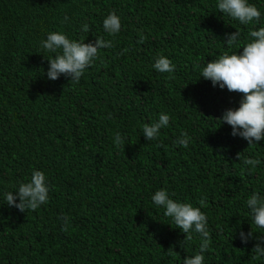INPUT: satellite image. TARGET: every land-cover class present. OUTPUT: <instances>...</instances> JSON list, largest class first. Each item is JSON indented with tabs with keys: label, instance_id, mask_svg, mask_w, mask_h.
I'll return each instance as SVG.
<instances>
[{
	"label": "trees",
	"instance_id": "16d2710c",
	"mask_svg": "<svg viewBox=\"0 0 264 264\" xmlns=\"http://www.w3.org/2000/svg\"><path fill=\"white\" fill-rule=\"evenodd\" d=\"M249 3L261 11L255 25L222 14L217 0H0V264H183L201 240L196 233L185 240L154 204L162 188L195 207L204 200L211 236L204 264H264L252 250L264 245V229L246 204L254 192L264 197V140L232 136L219 117L243 94L200 77L207 62L242 52L228 47L226 33L238 30L243 44L264 25V0ZM110 12L122 24L115 36L103 29ZM53 31L114 47L100 50L79 83L64 74L53 81L46 58L54 54L41 46ZM160 55L173 73L152 67ZM160 113L169 125L159 143L147 141L142 127ZM117 132L123 149L113 143ZM181 132L191 137L188 148L175 143ZM244 157L261 163L250 169ZM33 170L45 174L48 203L9 207L4 194ZM240 231H252L247 244Z\"/></svg>",
	"mask_w": 264,
	"mask_h": 264
},
{
	"label": "clouds",
	"instance_id": "9594fccd",
	"mask_svg": "<svg viewBox=\"0 0 264 264\" xmlns=\"http://www.w3.org/2000/svg\"><path fill=\"white\" fill-rule=\"evenodd\" d=\"M216 8L222 14L238 20L241 25H255L261 20V11L255 4L249 3V0H217ZM68 19L65 16L62 23L67 22ZM121 28L120 17L115 12H110L103 19V29L110 36L118 34ZM82 31H90L87 23L82 25ZM248 36V41L240 44L241 33L238 30L226 33L225 42L228 47L242 48V52L234 51L230 54L226 51L218 58L207 62L201 69L200 77L210 80L213 86L219 85L221 89L227 87L231 92L243 94L239 107L226 109L219 117V121L231 126L232 136H240L248 145H253L264 140V25L255 27ZM144 39L145 37L141 35L139 43H143ZM41 46L47 52L54 54L52 58H46L48 79L54 81L60 74H64L73 83H79L86 68L100 58V50L112 48L114 44L111 40L102 37H96L94 42L85 43L84 40H71L65 34L53 31L47 34ZM128 51L129 48H124L119 55ZM152 67L160 73L169 74L175 69L172 61L162 55L156 58ZM107 118L112 119L110 113ZM170 120L169 114L160 113L158 120L150 124L145 123L142 132L146 140L159 143L160 131L169 125ZM113 143L117 149H123L126 143L125 137L117 132ZM175 143L188 148L191 137L187 132H181ZM237 159H241L240 152L237 153ZM260 163V159L243 158V164L250 166V169H254ZM4 198L9 207H15L21 212L37 210L49 200V186L45 174L33 170L28 182L20 183L16 191L6 192ZM151 199L155 205L164 209V216L171 218L175 226L185 234V240L191 241L193 233L200 237L199 251L190 257H184L183 264H204V253L209 249L211 242L208 217L201 211L204 200L200 201L201 207H195L191 203L174 200L163 188L156 190ZM246 204L256 227L264 229V197L254 192L247 199ZM61 219L62 230L67 231L69 217L65 215ZM239 238L242 244H247L252 238V231L247 233L240 231ZM252 250L255 253L254 258L264 257V245L261 243H256Z\"/></svg>",
	"mask_w": 264,
	"mask_h": 264
}]
</instances>
